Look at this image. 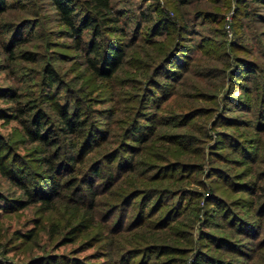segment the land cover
<instances>
[{"label":"rangeland","instance_id":"obj_1","mask_svg":"<svg viewBox=\"0 0 264 264\" xmlns=\"http://www.w3.org/2000/svg\"><path fill=\"white\" fill-rule=\"evenodd\" d=\"M8 3L0 20V113L12 118L0 119V143L14 156L9 161L31 174V190L45 183L42 159L51 148L32 140L27 127L42 110L58 132L52 93L72 108L78 98L93 125L111 129L116 142L108 148L134 133L136 121L153 120L156 132L137 145L142 154L125 161L124 170L135 169L123 177L127 186L106 192L99 182L96 223L74 242L65 239L69 222L91 217L71 204L84 193L68 189L47 208L41 191L26 202L0 172V264H264V6L112 0L120 22L105 34L127 47L121 69L107 81L88 69L53 0ZM162 14L179 30L157 35ZM169 66L179 67L176 84L157 76ZM50 70L59 79L53 86ZM254 183L259 192L251 191ZM166 187L174 193L124 198ZM19 202L29 204L19 209Z\"/></svg>","mask_w":264,"mask_h":264},{"label":"trees","instance_id":"obj_2","mask_svg":"<svg viewBox=\"0 0 264 264\" xmlns=\"http://www.w3.org/2000/svg\"><path fill=\"white\" fill-rule=\"evenodd\" d=\"M252 1L264 6V0ZM53 2L58 11L59 21L68 28V36L73 39L75 49L78 52H83L86 56L88 69L98 78L107 81L114 80L124 63L126 57L125 47L127 45L117 39L112 40L105 34L106 28L120 22L119 18L115 16L112 0H53ZM10 6L8 0H0V20ZM173 28L179 30L177 24L172 22L169 16L162 14L160 16V28L156 31L157 35H162L163 31H169ZM122 32L125 34L126 31L122 30ZM86 34H88L87 39L85 38ZM242 66H244L245 72L249 73L250 71L253 74L251 66L246 64ZM177 67L169 66V70L164 69L157 73V76L176 84V76L180 75V73H176ZM50 72L52 77L49 84L53 86L58 83L59 79L55 71L50 70ZM147 90H150V88H147ZM48 99L51 108L57 113L61 121V125L56 129L54 128L58 132H53V129H50L52 128L49 122L50 117L42 110L37 111L31 117V125L27 127V133L32 140L51 148L48 155L42 159L45 168L41 177L45 178V183L36 192L31 190L28 186L31 174L28 173V170L18 167L15 160L13 162L12 160L9 161L14 156L7 155V145L2 143H0V172L24 191V194L28 196L26 202H36L34 199L35 194L41 191L40 202L45 204L47 208H51L54 201L61 198L62 193L68 189H72L73 194L75 192L84 193L82 200L75 201L74 199L71 204L82 206L84 211H87L91 217L77 215L75 217L78 220L77 222H69L70 229L65 239L74 242L81 237L83 232L91 230L96 223L94 215L99 206L98 198L101 196V184L99 185V182H105L107 185L106 192L112 191L116 186L120 189L127 186V180L123 177L125 173L128 176L135 169L131 164L129 168L124 170L125 161L129 160L131 156L134 159L133 156L142 154V149L139 148L155 136L156 128H154L153 120L150 122L151 125H146L147 123L142 125L136 121L133 124L135 127L132 126L134 133L131 134L126 131L125 141H121L118 146L108 148L109 144H115L116 135L111 129L99 130L93 125L81 103H78V98L74 99L73 108L71 107V101L67 100L65 103H61L53 93L49 95ZM152 99L153 104L157 106V100ZM208 114L206 113V115ZM6 118L12 117L0 113V119ZM128 141L133 143H126ZM138 144H140V147L137 146ZM121 171L124 174L120 175ZM212 176L216 175L213 174ZM252 189L259 192L261 188L254 183L251 191ZM138 190L144 191L138 193L137 189L132 190L124 198H137L147 193H153L154 195L150 198L153 199L161 193L168 195L174 193L173 189L168 187ZM1 199L0 196V201ZM20 204L19 209H23L29 203L22 202ZM167 216L170 217V215ZM215 262L219 264V261L216 260ZM60 264L84 263H79L76 260L72 262L61 260Z\"/></svg>","mask_w":264,"mask_h":264}]
</instances>
